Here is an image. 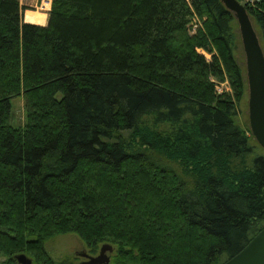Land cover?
<instances>
[{
	"label": "trees",
	"instance_id": "16d2710c",
	"mask_svg": "<svg viewBox=\"0 0 264 264\" xmlns=\"http://www.w3.org/2000/svg\"><path fill=\"white\" fill-rule=\"evenodd\" d=\"M239 1L264 48V0ZM51 5L40 25L47 13L0 0V255L76 264L47 253L63 233L112 244L109 264L240 252L264 228V148L240 121L234 13L222 0Z\"/></svg>",
	"mask_w": 264,
	"mask_h": 264
},
{
	"label": "water",
	"instance_id": "95a60500",
	"mask_svg": "<svg viewBox=\"0 0 264 264\" xmlns=\"http://www.w3.org/2000/svg\"><path fill=\"white\" fill-rule=\"evenodd\" d=\"M222 1L234 13L238 23L246 59L250 129L264 148V48L246 6L239 0ZM113 250L112 244L104 243L98 255L85 254L88 260L81 264H109L111 258L107 252ZM16 259L18 264H33V259L26 253L17 254ZM223 264H264V228L240 252Z\"/></svg>",
	"mask_w": 264,
	"mask_h": 264
},
{
	"label": "rangeland",
	"instance_id": "374dc122",
	"mask_svg": "<svg viewBox=\"0 0 264 264\" xmlns=\"http://www.w3.org/2000/svg\"><path fill=\"white\" fill-rule=\"evenodd\" d=\"M22 5L26 7V10H32L34 12L39 13H48L51 9V1L52 0H20ZM24 9L23 14L26 11ZM197 18L195 20L193 19L191 25V33H196V29L198 27V24H200ZM199 51L201 53L206 54L208 59H211L212 55L207 52L204 48H199ZM237 57L243 64L245 70H246V59H245V53L242 45L241 38L237 42ZM217 89L219 92L223 91H230L232 92V88L229 84V81L226 80L224 82H218L217 83ZM248 100H249V91H247V95L245 100L243 101L241 108H240V121L243 126L249 124V106H248ZM12 103V109H11V123L13 125H23L26 121V110H25V103L24 98L22 95L15 96L11 99ZM102 244L99 245L98 250ZM45 248L47 250V253L55 258V259H64L67 257H71L76 264H80L82 261L80 257L76 256V251L87 249L91 251V248L82 240V238L76 234V233H63L58 234L54 237H51L49 240H47L45 244ZM31 258L34 259V263L38 264V261H36V258L34 256L29 255ZM41 263V262H40ZM0 264H7V257L6 255H0Z\"/></svg>",
	"mask_w": 264,
	"mask_h": 264
},
{
	"label": "flooded vegetation",
	"instance_id": "af4514ba",
	"mask_svg": "<svg viewBox=\"0 0 264 264\" xmlns=\"http://www.w3.org/2000/svg\"><path fill=\"white\" fill-rule=\"evenodd\" d=\"M101 246H102V245H101ZM101 246H100V248H99V250H98L97 252H92V251L87 250V249H83V250L76 251V256L82 258V259H81L82 261L80 262V264H81L83 261L88 260V257L85 256V254H87V255H93V256L98 255V254L100 253ZM114 251H115V250H113L112 252H111V251H108V252H107L108 255L110 256V258H111V256H112V254H113ZM32 259H33V258H32ZM16 264H18V262H17ZM33 264H35V263H34V259H33Z\"/></svg>",
	"mask_w": 264,
	"mask_h": 264
},
{
	"label": "crops",
	"instance_id": "0c3cea01",
	"mask_svg": "<svg viewBox=\"0 0 264 264\" xmlns=\"http://www.w3.org/2000/svg\"><path fill=\"white\" fill-rule=\"evenodd\" d=\"M49 11H50V10H49ZM48 16H49V12L47 13V18H46L45 22L42 23V24H40V25H46V24H47V22H48ZM25 22H28V21L25 20Z\"/></svg>",
	"mask_w": 264,
	"mask_h": 264
}]
</instances>
